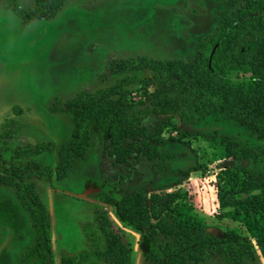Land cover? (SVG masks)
<instances>
[{
  "label": "rangeland",
  "instance_id": "obj_1",
  "mask_svg": "<svg viewBox=\"0 0 264 264\" xmlns=\"http://www.w3.org/2000/svg\"><path fill=\"white\" fill-rule=\"evenodd\" d=\"M254 5L264 30V0H0V264H159L158 253L167 264H264V168L253 187L254 156L226 157L223 135L249 147L264 137L219 109L218 86L249 72L204 66ZM99 89L126 110L121 146L91 121L89 145L68 151L66 100ZM146 140L163 156L157 169ZM93 181L114 194H83ZM117 192L142 232L118 221ZM30 199L45 208L49 242L36 234ZM143 233L156 253L139 251ZM227 234L229 259L194 244Z\"/></svg>",
  "mask_w": 264,
  "mask_h": 264
},
{
  "label": "trees",
  "instance_id": "obj_2",
  "mask_svg": "<svg viewBox=\"0 0 264 264\" xmlns=\"http://www.w3.org/2000/svg\"><path fill=\"white\" fill-rule=\"evenodd\" d=\"M256 6L257 5H254V7L248 8L238 17L234 18V20H236L235 26H237L236 29L234 27L235 31L229 29L224 34V37H220L218 41H216L211 56L205 57L204 66L208 69L222 70L223 73L229 72L233 67H236L243 73L249 72L245 79H236L233 83L224 81L222 85L218 86L219 90L224 92L221 94V101L223 102L219 104V109L228 113L234 121H238L240 124L252 128L256 137L262 138L264 137V30L259 23L261 11L260 8ZM16 12L22 15L21 11L17 10ZM30 14L32 13L30 12ZM257 40L258 43L256 47L251 50L246 49L248 45L256 43ZM159 62L162 63L160 60ZM199 65H201V63ZM214 78V75L210 77L208 82L209 85L213 83ZM104 91L105 89H99L93 93L79 91L74 97L66 100L69 105L68 110L72 113L71 122L73 124L72 142L70 145H66L68 151L77 148L78 144L84 146L89 145L90 137H88L87 134H83V129L89 130V122L91 121H96L99 130L103 132L105 137L111 131L110 136L106 138L110 137L112 139L110 145L113 149H118L121 146L120 143L116 142L120 138L117 135L121 134V124L127 119L126 110L121 108L122 106L119 105L118 98L112 99L111 101H102V99H100V94ZM226 91L229 93H226ZM123 132L124 131H122V133ZM145 138L148 137H144V139ZM223 139L225 140L226 157L239 160L254 156L253 167L249 169L244 168L247 175L250 177L251 185L253 187L260 186L261 182L257 180L256 175L263 173L264 147L243 146L236 138L226 135H223ZM145 144L147 149L143 150L145 152L144 154L148 155L150 157L149 159L153 162L151 165L152 168L157 169V164L162 160L163 156H159L158 153L154 156L150 155L152 144L148 140L145 141ZM52 147L54 150H57L56 144L52 143ZM62 150L63 153L66 151L64 147ZM134 150L136 152L139 151L136 148H134ZM161 163L162 161L159 164ZM166 166L167 165H165L164 168H166ZM49 168L53 172L57 169L51 166ZM160 170H163V168L161 167ZM1 178H7L6 170L2 167H0V179ZM87 186V191H84L83 194L95 192L92 182L88 183ZM30 200L35 203L36 207H32L25 200L24 204L26 208L31 211L30 219L36 230V234L40 236L44 234V238L49 242L51 237L49 235V223L45 214V208L42 203H38L33 199ZM122 201L123 198L122 196L120 197L118 192L116 196L111 199L112 205L114 206V213L117 215L118 221L123 223L128 229L130 228L142 232L144 230L143 224L132 220L127 213L122 210ZM217 215H221V213H217ZM233 243H235L234 237L232 234H227L224 237H212L210 239L201 238L198 240V243L194 244L203 245V247L208 249L218 248L221 251L222 257L229 259L231 255L229 246L233 245ZM30 249L31 247L24 249L25 257H28ZM140 249L145 255L156 253V248L152 245L149 235L145 233L142 234ZM86 255L87 253L83 252L79 257L65 256V260L78 258V260L80 259L83 261ZM62 264L65 263L62 262ZM159 264H167V257L164 253H160Z\"/></svg>",
  "mask_w": 264,
  "mask_h": 264
},
{
  "label": "water",
  "instance_id": "obj_3",
  "mask_svg": "<svg viewBox=\"0 0 264 264\" xmlns=\"http://www.w3.org/2000/svg\"><path fill=\"white\" fill-rule=\"evenodd\" d=\"M92 184H93L95 191L108 192V193L114 194L113 189L108 185L98 183L96 181H93Z\"/></svg>",
  "mask_w": 264,
  "mask_h": 264
},
{
  "label": "flooded vegetation",
  "instance_id": "obj_4",
  "mask_svg": "<svg viewBox=\"0 0 264 264\" xmlns=\"http://www.w3.org/2000/svg\"><path fill=\"white\" fill-rule=\"evenodd\" d=\"M112 210H113V212H114V206L112 205ZM115 214V213H114ZM116 215V214H115ZM117 216V215H116ZM121 223V222H120ZM122 225H123V223H121ZM124 226V225H123ZM129 230H133V229H130L129 228ZM85 237V236H84ZM141 239H142V234H141V238L139 239V243H138V249H139V251L141 252V254H143V251L140 249V244H141ZM143 255H145V254H143ZM158 255L160 256V253H158ZM103 264H107V261L106 262H104Z\"/></svg>",
  "mask_w": 264,
  "mask_h": 264
}]
</instances>
